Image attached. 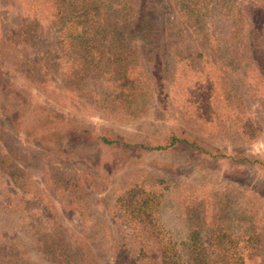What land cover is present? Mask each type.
<instances>
[{"label":"rangeland","instance_id":"374dc122","mask_svg":"<svg viewBox=\"0 0 264 264\" xmlns=\"http://www.w3.org/2000/svg\"><path fill=\"white\" fill-rule=\"evenodd\" d=\"M144 1L118 0L111 9L128 8L127 21L118 18L133 29ZM155 1L164 17L184 30V44L180 43L185 58L164 57L162 80L160 72L150 75L142 61L134 59L133 67L143 73L137 83L141 93L135 97L115 99L107 74L100 79L87 72L90 79L68 80L62 71L38 67L33 70L37 82L34 75L19 81L47 110L83 121L97 134L159 145L174 133L208 153L181 145L156 153L99 148L102 159L95 170L82 161L49 156L38 142L13 135L0 106V149L9 157L8 161L0 155V244L16 241L30 263L47 260L28 244L20 223L2 213L11 202H21L20 209L37 215L33 218L42 227L51 226V217L57 216L72 240L84 235L94 258L87 260L89 264H114L110 249L117 245L123 246L120 264L150 263L144 254L159 262L152 243L165 244L169 236L171 244L182 241L187 246L188 233L200 224L205 225L202 233L207 229L232 235L223 243L237 253L233 264H264V172L236 161L250 157L264 168V61H259L262 69L254 66L260 59L259 46L248 44L259 39L264 26V0H241L238 7L229 8L235 13L227 18L220 14L224 3ZM19 6L14 0H0V27L17 40L13 46L31 74L36 55L25 57L33 49L23 39ZM46 72L51 78L47 83ZM116 152L126 154L119 169L112 162ZM11 173L19 176V185ZM59 177L74 178L75 183L53 187ZM131 187L162 195L154 198L160 204L149 211L150 223L131 210L139 195L123 200ZM35 204L37 208L31 207ZM249 227H254L255 244L244 234ZM238 253L245 261H236Z\"/></svg>","mask_w":264,"mask_h":264},{"label":"trees","instance_id":"16d2710c","mask_svg":"<svg viewBox=\"0 0 264 264\" xmlns=\"http://www.w3.org/2000/svg\"><path fill=\"white\" fill-rule=\"evenodd\" d=\"M14 1L20 5V28L23 32V39H27L33 49L31 55H25V57L30 60L32 54H35L36 62L31 64L32 75L26 72L25 59L19 56L13 46L17 40L12 38L8 32H2L0 27V106L3 114L9 118L13 135L23 136L24 142H38L49 156L61 155L68 160L82 161L95 170L102 159L99 148H125L156 153L181 145L199 152H206L193 141L178 137L174 133L159 145H149L141 141L130 143L108 134H97L83 121L47 110L42 103L31 98L19 81L22 76L31 79L33 75L35 76L34 68L38 67H43L45 71H49V67L58 72L62 71L68 80L75 77L80 80L90 79L87 72L100 79L107 74L113 83L111 88L115 99L131 95L135 97L137 93H141V89L137 88V83L143 79V73H137L133 67L134 59H140L142 65L151 71L150 75H154L156 71L157 74L160 72L159 77L162 80L164 57L167 59L185 58L181 53L184 48V41L181 38L184 30L175 27L169 18L164 17L157 1H144L142 17L133 29L128 23L124 26L118 18L119 16L128 19V8L121 6L116 10L111 9L112 3H117L118 0ZM210 1L218 4L224 3L225 7L223 5L220 12L223 18H227V15L231 13L230 7L236 8L241 3V0ZM211 12L218 13L213 10ZM233 13H235L234 10L231 14ZM248 16L250 18L252 12ZM258 33L259 39L248 42L250 47L259 46L260 59L254 60L256 68L261 66L259 61H264V26L259 29ZM62 60H64L63 64ZM47 73L45 74L46 83L51 80ZM36 78L35 76L34 81L37 82L38 78L37 80ZM116 154L117 158L112 162L113 167L119 169L124 165L126 154L118 155V152ZM0 155L9 161V157L4 155L1 149ZM236 161H242L251 166L256 165L264 172L262 162L257 159L244 157ZM15 177L19 176L11 173L13 183L19 185ZM70 182L75 183L74 178H54L52 186H65ZM22 192L24 193L25 190ZM135 196L138 199L134 200L131 210H138L136 215L140 220L150 223L149 211L160 204L158 200L154 202V198L157 199L162 195L131 187L128 190V198L122 199L128 200ZM21 205L18 201L11 202L9 206L2 208V213L7 220L11 218L20 223V227L25 230L28 244H31V248L47 260V264H89L87 260L94 259L84 244V235L72 240L69 232L61 229L62 225L57 216L51 217L54 219L52 223L54 226L42 227L38 220L33 218L37 215L32 216L28 210L20 209ZM31 207L37 208V205ZM198 227L204 228L205 225L200 224ZM196 228L188 233V241L191 243L187 246H184L182 241L178 242L179 246L171 244L169 236L165 237V241L168 240L165 244L152 243L160 261L155 262L152 257L144 254L150 263L141 264H233L237 253L232 251V247L224 245L227 237H232V235L226 231L217 233L207 229L202 233L201 228ZM253 232L254 227L244 230L245 235L248 233L247 239H254L255 244L257 239L254 238ZM15 242L0 244L2 246L0 264H35L25 260L23 250H18ZM122 249L123 246L120 245L111 247L110 253L114 264H120ZM244 259L245 256L238 253L236 261L241 262Z\"/></svg>","mask_w":264,"mask_h":264}]
</instances>
